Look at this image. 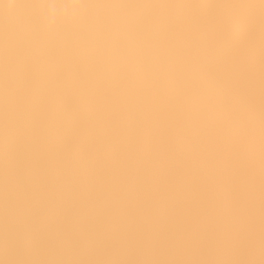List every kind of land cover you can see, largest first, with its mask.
I'll use <instances>...</instances> for the list:
<instances>
[{
    "label": "bare ground",
    "instance_id": "1",
    "mask_svg": "<svg viewBox=\"0 0 264 264\" xmlns=\"http://www.w3.org/2000/svg\"><path fill=\"white\" fill-rule=\"evenodd\" d=\"M138 1L134 0V2H136V4ZM142 1H145V0H141L139 2L142 3ZM152 1L153 0H151V2ZM173 1H175V0H173ZM200 1H202V0H200ZM206 1L207 0H204V2H206ZM210 1L211 0H209L206 3H210ZM231 1H234V0H231ZM231 1H229V2H231ZM235 1L237 2V0H235ZM238 1L240 2V0H238ZM72 2L81 4L84 7L80 10H77L76 13L74 15H71V16H67V15H64L61 13L55 20H53L50 17L48 10L46 8L42 7V5L46 4V3L64 4V3H72ZM131 2H133V1H131ZM166 2L168 3L170 1L167 0ZM195 2H198V0ZM211 2H213V0ZM222 2L223 1L220 0V3H219L220 6H221ZM242 2H243V0H242ZM108 3H110V7H111L115 4L120 5L121 1L120 0L119 1L118 0H0V18H1L0 21L4 20V18H6L5 19L6 21H2V24L4 23L7 26L8 30L11 27L10 31L15 32L16 30L13 27V26H15V27H18V28H16V29H18V31H16V32H20L19 30L23 29L22 31L27 32V34L29 33L28 31L30 30V34H31L33 32L32 30H36V31H34V34L37 35L36 32H38V34H39L38 37L40 36V34H42V35L45 34V32H48L47 34L52 33L55 35L56 34L57 35H59V34L65 35L63 37L64 39L61 36H59V37L62 38L63 41L64 40L69 41V42H71V44H73V46H72L71 44L68 43L69 44L68 49H70V47L72 48L70 50L73 51V54H71V53L70 54H71V56L75 55V59L77 57H80V56L82 57L84 55V54H81L83 52L82 49H84V48L81 49L82 46L87 47V48L91 47L92 48V49L90 48L91 52H89L90 50H88L87 51L88 55H86V54L85 55L89 56V53L92 54V55L90 54L89 58L92 57L91 58L92 64L94 62L95 63L94 66L96 68V69L93 68V70L97 73L96 74L94 72V75H97L96 78L95 77L94 78H86L87 77L86 75H88V73H90L86 70L87 68L84 70L82 69V73H83L82 74V73L78 72L79 70H76L77 67L75 65H72V67H69L71 65L65 63L69 68H71L70 70H72V68H73V70L72 71L66 70L67 72H64L63 75L60 74V75H62V76H60L59 73H61V72L58 70L57 66L55 68L52 65L53 64V62H52V64L50 63V65H48V68L52 69V67H51V65H52L54 67L53 68L54 70L57 69L59 73L57 72V70H56V72L55 71H53V72L55 74L57 73L56 75L59 76L58 78H55L56 77L55 74H54L55 75L54 78H45L44 75H43L44 78L43 77L42 78H40V77L39 78H34V77L30 78V75L32 74V72L29 71L28 69H30V68L32 69V67H33V69L36 68V70H39V71L42 70V73L46 72V74H47L48 69H46V71H43V70H45V69H42L43 67H40V68L38 67L37 59L35 58L36 56L34 54H32V55H34L35 57L31 56L28 58L20 59L24 56V54H23L22 57H20V58L16 57V59H13L12 57H14V56H11L12 55L11 51H13V49L16 47L18 48L19 45H17L16 47L13 48V46L16 45V44H13V38L15 39V37L12 38L10 36H12V34L15 36L16 34H14V33L11 34V32H9L7 30L10 33V36L7 37L8 35L4 34V32L9 34L6 31V28L4 29V27H6V26L1 25V22H0V25H1L0 27L1 28L3 27V29L0 28V30L3 32V33L0 32V34L2 35V37L0 35V38H1L0 42L2 41V39H4L3 41L5 42V45H4L5 47H2L1 50L3 48H5V50L7 48L10 49L11 48L10 44H13L12 50L8 51V49H7L8 59L6 58V54H5L7 52L2 50L3 53L5 52L4 55L2 53V56L3 57L5 56L4 57L5 59L3 58L4 61L0 60V65H1L0 67H3V69H5V71H1V73H0V89H1L0 98H1V100H3L4 98L6 100V101H4V102H6V104L4 103L5 105L1 101L2 105L4 107L2 105L0 106V193L3 192V195L1 194V196H0V219L3 222L10 223V226L5 223L9 227L14 228L15 226L18 225L17 227H15L16 231H17V228L19 230L22 229V231L27 230L25 232L26 234L29 231H33L34 229L35 230L37 229L38 225L37 224H36L37 226L34 225L36 222L38 224H43L42 225L43 228L41 225H39V226L41 227V229H44L45 231L46 230L47 231L46 232L41 231V232H44V233H41L40 232L41 229L38 226V228L40 229V230H38V229L36 230V232H38V235H37V233L34 235L35 237L37 236L35 239L36 243L39 244L42 242L44 244H48L47 247L51 246V245L55 246L56 250H58V251L56 253V252H54L56 250H54L52 253H56V257L59 258L60 262H62V260H64L63 257L67 256V258H68V256H69V254H68L69 252L65 253L66 254L65 255L64 251L65 252H66V250L70 251V253H72V255L69 256L70 258L72 257L71 261L68 258L67 263L63 262L64 264H68V261H69V264L70 263H72V264H208L209 262L212 264V261H214V262L217 261L218 253H216V252L219 251V249H220V251H219V254H220L224 250V248L222 250V247H223L222 245H224L223 244L225 242L224 240H226V238H227L226 235L228 234V233L227 234L225 233L226 229L224 230V228H223V224L225 222L222 221L223 210H221L222 207L219 203V200L221 201L224 199V201H225V199H227V200L229 199L232 201L231 202L232 204H230V205H232V207L235 208L237 211V214H236L237 219H235V220H237V223L235 222L236 224L233 227L231 226L233 228V229L232 228L231 229H232V232L234 234V238L231 239L233 242V243L231 242V245L233 244L232 245V247H233L232 251H234L235 255L237 254V255H241L242 258L244 257L243 259L250 257V260H251V258L253 259L254 255L257 256L256 253H258V255H260V257H261V261H259L258 264H264V176L259 175L262 172L258 173L257 170H255V171L254 170L253 171L247 170V172H244V171H246V170H244L243 174L242 173L238 174L239 170H235V171H238V173L233 172V170H232V172H229L228 174H226V181L228 184L227 188L225 187V190L219 189V188H214L213 187L214 184L211 186V184H209L206 181V179H204L205 177L203 176V174H200L199 171L197 172V167L195 165L194 166L196 168L193 166H192L193 168H191V166H189L188 161H190V160L188 159V157H185L186 155L183 156L182 155L183 153L182 154L180 153V152H185V154H187L186 151L187 152L191 151V150L188 151L189 148L187 150V146H185V148H186V151H185V149L183 148L184 146L182 145V140H180V142H181L180 143L176 139L177 135L179 134L178 129H175L176 131L174 130L177 133V135H175L176 133H174V131L171 130L173 123L178 124V122H181V121H171V122H169L170 120H168V122L163 121L164 116L166 118L167 115H172V114H168V112H166L167 114L165 112H163V113H165V115L162 114L161 110H159L160 108L159 107L157 108L155 105V103L157 104L160 101L157 102L155 100L154 101L152 100L154 102L155 106L151 107V105H152L151 104L149 109H152V112L157 111L158 113H160L159 115L163 116V118L158 117L159 115L156 112L157 113L156 115H158V116H154V117H158V120H157L154 117H151V115H152V113H151L149 115V117L154 118V119H151L152 122L151 121H149V122L154 125L153 129H151L152 125H150V126L148 125V123H147L148 121L146 122V124L149 126V128L152 131L155 130L156 132H152L151 130L147 131L146 128L144 130V129H141V127H139L141 130H139V128L137 126L140 123H137L138 121L136 122V119L141 121L140 117L138 116V118H139L138 119L136 116V114L138 113V109H136V107L139 105H136V107L134 104L132 105L135 108V110L137 111V113L134 114L133 112H136V111L132 107V111L133 110L134 111L130 112V109H131L130 106L131 105H129V104H131L130 101L131 100L133 101V99H131L130 101H128V99H127V98H138V97L141 98L142 96H140V95H142V94L140 93V88L144 89L145 85H148V87L146 86L145 89H149V87H150L149 85H153L151 87H154L155 85H154L153 81H156V82L160 81V83L166 82L168 85H172V86H174L175 84L176 85L177 84L182 85L183 87L180 86V88H179L182 92V95L184 96V98L186 97V98H188V100H192V101H195V99L198 101V98H196L194 96H196L195 94L198 93L197 97H199V93L202 94V92H198L199 90L197 91L196 88H193L194 90L191 91L192 88L189 89L188 86L183 85L184 82L193 81L194 83H199L202 86H205V87L207 86V88L211 87L214 89V91H216V94L215 95L212 94V96L213 95L217 96V94H218V97H220L219 95L223 94V95L227 96V98L231 102H233V104H238L240 101H242V99H240V98H242V96H240L239 93H237L238 95H236L235 91L234 92L230 91V90H232V88H231L232 85H231V87L227 86V84L224 86L226 79H225V82H224V80H218L217 79L218 76H215V75H217L219 72H217V74H214V77H215L214 78L213 74H210L211 71H210V73H208L209 72L208 70L206 71V69H208V68H206L205 66H204V68L203 67L201 68V66H203V63H206V61L203 62V60H200V59H202V57L201 58L196 57V56H198V55H195L197 53V51H196V53H194L193 50L191 51V53L188 52L187 50L189 48H186L188 45L185 47L187 50L184 47L180 48V50H181L180 53L182 52L181 55L176 54L175 52H172V51H171L172 53L169 52V50H171L170 48H167L168 50L166 49L167 52H169V53H166V50H165V52H158L159 50L156 51V49H160L161 51H164L163 49H165L166 47L162 48L164 44L163 45L161 44L162 47L160 48L159 42H155L157 40L155 36L154 37L156 40H154L152 38H150V39H152V40H150L148 38L147 34L152 35L153 32L150 29H148L145 25L143 26L139 22H135L134 20L130 21L131 19L130 20L125 19V21H124L125 24L122 23L123 22V21L121 22L122 19L119 20V18L117 17V15H118L117 13H118V11H120L119 9L121 8L120 7L118 9L117 7H119V6L115 5V7H112L113 9L114 8L118 9V11H116L117 13L115 12L117 15L115 13H114L115 15L112 14L113 12H111V10H110V13H109V11H107L108 13H106L105 10L107 7L106 5ZM125 3L126 2H123V5ZM141 3H138V4H140V8L142 6H148L146 3L149 4L150 2L149 1L146 2L145 3L146 5H144V4L142 5ZM234 3H232L233 4L232 7L233 6L236 7ZM126 4H128V3H126ZM136 4H134V5H136ZM156 4H157V2H156ZM176 4H179V3H176ZM157 5H154V6H157ZM159 5H161V4H159ZM222 5H224V4H222ZM250 5H253V4H250ZM126 6L123 7L122 9L125 8L127 10V12H125V10H124V12L126 14L130 13L129 15H131L132 12H128L129 10H131V8L127 9ZM130 6H132V4ZM201 6H202V4H201ZM209 6H211V5H209ZM213 6H216L214 2H213ZM226 6H228V5H226ZM242 6H243V4H242ZM152 7H153V5H152ZM168 7H170V5ZM189 7H190V5H189ZM142 8H146V7H142ZM160 8H162V7H160ZM163 8H164V6H163ZM163 8L161 11H163ZM185 8H187V7H185ZM196 8H199V7H194V10ZM201 9L203 11V8H201ZM216 9L217 8H215V14H217V12L220 9H222V7L218 11H216ZM238 9H240V8L238 7ZM164 10H166V8ZM169 10H172V9H169ZM183 10L184 9H182V11ZM191 10H189L190 13H191ZM211 10L213 11L212 13H214V10L213 9H211ZM211 10L209 13H211ZM132 11L134 13V10H132ZM147 11H148V9H147ZM157 11H158V9H157ZM182 11H181V13H182ZM185 11H186V9H185ZM208 11H209V9H208ZM254 11L252 9H250V11H241L240 10L238 12L236 11L237 15H235L236 13L235 14L233 13L234 15L233 14L230 15L231 13L230 14L225 13V15H229L228 16L230 18L229 23H231V24L234 23L233 22L234 18L235 19L236 18H240V19L246 18L247 20L249 18H251V20H254V21H252L253 22L252 24L245 26L242 29V31H243V34H246V35H250L247 33H254L255 36L253 38H250V40L252 39L251 42H252V44H254V46L256 45V47L257 46L259 47V45L261 43L264 44V31H262V30H264V29H262V28H264V27H262L264 25H262V21H261L262 16L258 13V11H257V13ZM140 12L142 15L143 11L141 10ZM140 12L138 11L137 13L140 14ZM155 12H153V13H155ZM166 12H169V11H165L164 13H166ZM177 12H178V10H177ZM158 13H160V11H158ZM164 13H162L161 16L158 15L160 17V19H161V17H162V19H163V17H165V16H163V15H165ZM181 13H180V15H181ZM193 14H194V12H193ZM205 14H207V13H205ZM154 15H153V17H154ZM156 15H155V17H157V19H158V16H156ZM170 15H172V14L170 13ZM183 15H185V14H183ZM186 15H188V14H186ZM118 16H120V15H118ZM135 16H136V14H135ZM209 16L212 17V14ZM224 16H218L219 17L218 19L221 20L222 18H220V17H224ZM187 17L185 19H188ZM202 17H200V18H202ZM205 17L208 18L207 16H205ZM120 18H122V17L120 16ZM147 18H146V20H147ZM179 18H180V16H179ZM181 18H184V17H181ZM139 19H140V17H139ZM143 19H144V17H143ZM174 20H175V18H174ZM208 20H209V18H208ZM212 20L215 21V18ZM231 20H233V21L231 22ZM144 21H145V19H144ZM164 21H165V19H164ZM171 21H173V20H171ZM182 21H183V19H182ZM186 21L189 23L188 20H186ZM186 21H184V22H186ZM213 21H210V22L213 23ZM148 22H150V21H148ZM217 22H221V21L217 20ZM126 23L130 24L131 26L130 25L129 26L132 27V29L130 27H128ZM163 23H165V22H163ZM174 23H175V26L177 27V25H180L179 23H181V22L176 24L177 21L176 22L174 21ZM188 23H187V25H188ZM204 23H206V22H204ZM209 23H208V25H210ZM144 24H147V23H144ZM153 24H156V22L155 23L153 22ZM219 24L217 23V26ZM234 24H233V26L232 25L231 26L234 27V30L236 33L235 35H238V36H234L232 33V36H231V40H233L232 42L234 43V42H237L238 40H239L238 42L244 41L245 40L244 38L246 37V35L244 37L243 34H242L243 36H241L239 34L241 24L236 23L235 26H234ZM205 25H207V24H204V26ZM135 26L137 27V29L135 31H138V27H139L138 32H134L133 27L135 28ZM215 26L216 25H214V27ZM149 27H151V26H149ZM161 27L163 28V26H161ZM166 27H168V26H166ZM224 27L222 29H225ZM179 28L183 29L182 27H179ZM12 29H14V30H12ZM167 29H169V27ZM167 29L165 28V30H167ZM170 29L174 30L172 27H170ZM176 29L177 28H175V30ZM205 29H208V28L205 27ZM259 29H261L262 33L260 32ZM169 30H168V32H169ZM186 30L188 32V28ZM214 30H212V31H214ZM217 30L218 29H216L215 32H217ZM221 30H218V31H221ZM230 30H233V28L227 29L228 33L231 32ZM39 31L43 32V33H39ZM224 31H223V34H224ZM165 32H167V31H165ZM174 32H176V31H174ZM187 32H186V34H187ZM3 35H5V36H3ZM153 35H155V34H153ZM180 35H182V34H180ZM193 35H190V36H193ZM227 35L228 34H226V36ZM252 35L253 34H251V37H252ZM157 36H159V35H157ZM31 37H34V36H31ZM36 37H34V38H36ZM65 37H67V39H65ZM119 37H121V39H119ZM122 37L125 38V41H124V39H122ZM172 37H174V36H171V38L169 36L170 39H172ZM203 37L204 36H202L201 37L202 40L200 39V41L198 40V42H202L205 39V38L203 39ZM5 38H7V39L11 38L12 43L9 41L7 42V40ZM16 38L18 41L19 38L21 39V36L19 35V38H18V35H17ZM193 38H194V36H193ZM206 38H207V35H206ZM228 38H230V37H228ZM241 38H243L244 40L243 39L240 40ZM22 39H23V37H22ZM29 39H31V38H28V40ZM33 39H31V41ZM52 39H55V38H52ZM162 39H161V41H162ZM174 39L176 40V38H174ZM179 39H181V37ZM184 39H187V38L184 37ZM188 39L190 40L191 37H189ZM207 39H209V38H207ZM215 39H218V38H215ZM219 39H221V37ZM223 39H224V37H223ZM57 40H59V39L57 38ZM165 40H166V37H165ZM14 41H16V40H14ZM34 41H35V39H34ZM228 41L229 40L227 39V42ZM6 42L9 43L8 44L9 46H6V44H7ZM18 42H20V40ZM41 42H39V43H41V45H44V46L47 43L46 42L44 44L43 40ZM53 42L56 43V41H54V40H53ZM193 42H195V41H193ZM198 42H195L196 46L198 45L197 44ZM26 43H28V42H26ZM36 43L38 44V42H35V44ZM61 43H63V42L58 43V45L65 46L64 43L63 44H61ZM118 43H120V44L122 43L125 45L121 46L120 44L118 45ZM173 43H176V42L173 41ZM184 43H187V42H184ZM3 44L4 43L1 42L0 47ZM21 44L23 45L24 43H21ZM28 44H31V43H28ZM95 44H97V45H95ZM178 44L180 45V43H178ZM262 44L259 47L260 49H262V51L260 49H250L248 47L250 50L249 54H252V56H254L255 59H258L261 56V54L264 53V47H262ZM92 45H93V47H94V45L96 47L93 48ZM191 45H189V46H191ZM25 46H28V45H25ZM54 46L57 48L56 44H53V47ZM203 46H204V44H203ZM210 46H211V44H210ZM20 47L22 48V46H19V48ZM48 47H50V49L52 48L49 45V43H48ZM59 47H61V50H62V48H64V51L62 50V52L64 54H67V52L65 53V49H67V47L65 48L62 46H58V48ZM173 47L178 49V47H180V46H178V47L173 46ZM205 47H206V45H205ZM208 47H207V49H208ZM212 47H213V45H212ZM219 47H221V46H219ZM226 47H225V49H226ZM24 48H25V50L27 49L26 47H24ZM43 48L39 49V51L41 50L40 51L41 53H42ZM46 48H47V45L45 47V51L47 50ZM58 48L55 52L58 51ZM234 48H236V47L234 46ZM50 49H49V51H50ZM93 49L95 51H97V52H95V54L92 53ZM201 49H202V47H201ZM221 49H223V48H221ZM29 50H30V48H29ZM35 50L36 49H34L33 51H35ZM19 51H17V49H16L13 53L19 54ZM45 51H43L44 52L43 54H45V53L50 54L49 52H45ZM155 51L157 52L156 55H158V53H160V54L166 53V54L170 55V53H171V55H170L171 57L168 55L167 59L170 60V58H171L172 59L171 61H173V59H174V61H176V64H178L180 67H182V70H181V68L178 66L180 68V70L182 71L181 74L183 75L182 76L183 78H180V77L176 78L177 73L173 72V71L171 73H173V74L176 73V74H174L175 78L174 77L172 78V76L169 77V76H167L168 74L165 75V73L162 74L165 70L169 69V67L164 65V64H166V63H164L165 61L163 63H161L159 60H157L158 58H155L154 56H152L151 53H153V55H154ZM177 51H179V50H177ZM84 52H86V51H84ZM214 52H216V51H214ZM24 53L26 54L27 52H24ZM52 53H54V52H52ZM173 53H175V54H173ZM16 54H14V55L16 56ZM20 54L22 55L21 51H20ZM55 54H58V53H55ZM70 54H69V56H70ZM172 54L175 57H172ZM183 54H186L187 56L183 55ZM188 54H190L189 57H188ZM192 54H194L195 56ZM208 54L210 55V53H208ZM26 55L30 56L31 54L30 55L26 54ZM62 55L63 54H60L61 57L60 56H57V57L62 58ZM177 55H179V56H177ZM9 56H11V57H9ZM64 56H67V55H64ZM191 56L196 58V63L191 61V59H193V58H190ZM217 56H218V54H217ZM57 57H56V59H57ZM176 57H178V58H176ZM223 57H224V54H223ZM163 58H165V57L163 56ZM198 58L202 64L197 61ZM210 58H212V57H210ZM245 58H247V57H245ZM62 59H60V60H62ZM73 59H74V57H73ZM86 59H87V57H86ZM162 59H161V61H163ZM249 59H250V57H249ZM262 59H264V58H262ZM49 60H51V59H49ZM68 60H70V59H68ZM70 61H68V62H70ZM75 61L76 60H73V62H75ZM82 61H84V60H82ZM251 61H253V60H251ZM46 62H48V61H46ZM54 62L56 63V61H54ZM57 62H59V61L57 60ZM231 62H232V60H231ZM59 63H56V64L61 65ZM75 63L77 64L79 62H75ZM84 63H87V62L85 61ZM244 64H247V63H244ZM62 65H64V63H62ZM170 65L175 66V65H173L172 62ZM252 65H253V62H252ZM258 65H260V64L258 63ZM74 66H75V70H74ZM90 66H87V67L90 68ZM94 66H91V68ZM172 66H170V69L174 70L172 68ZM26 68H28L27 70L31 74L23 76V74H26V73H24L25 71L24 72H20V71H23V69H26ZM79 68L80 67H78V69ZM163 68L165 70H163V72L160 74V72L162 71L161 69H163ZM51 69L49 70L50 73L53 70V69L52 70ZM142 69H145V70L148 69V70H151L153 72L155 71L156 73H158V75L160 74V76L161 75H163V77L165 76V78H142V76H140V74L144 73V72H141ZM0 70H2V68H0ZM17 70H20V71H17ZM36 70H34V71H36ZM85 70L88 73L83 72ZM167 71H169V70H167ZM167 71H165V72H167ZM170 71L167 73H170ZM240 71H241V69H240ZM248 71H250V70H248ZM248 71H247V74H248ZM153 72H151V73L153 74ZM21 73H23V74H21ZM29 73H27V74H29ZM42 73L40 72L39 76ZM106 73L107 74L111 73V75H114L117 78H113L114 76H111V75L109 77H107L108 75ZM146 73L147 72L144 73L145 77H147V75H148V74L146 75ZM148 73L150 74V71ZM179 73H180V71H178V74ZM213 73H216V72L214 71ZM51 74H49V75H51ZM173 74H170V75H173ZM245 74H246V72H245ZM36 75H38V74H36ZM152 76H154V75H152ZM259 76H260V74H259ZM262 79H264V78H262ZM216 80H218L219 83H220V81H223V82L219 84L218 82H216ZM169 83H171V84H169ZM173 83H175V84H173ZM106 84H109V87L106 86ZM235 84H233V85H235ZM176 85L174 86L175 88H173L174 93H175ZM192 85H194V84H192ZM198 85L195 87L198 88L199 87ZM102 86H104V87H102ZM172 86H171L170 90H172ZM226 86L231 88V89L226 88ZM155 87H157V86H155ZM155 87L150 88L151 92H150V90L144 89L147 93L150 92L149 95L150 94L151 95L149 98H151V96H152L153 97L152 99H154L156 96H160L159 95L160 93L159 94L155 93V92H157L156 90L160 91V89H158V88L156 89ZM164 87L166 88V85L161 87V89L162 88L164 89ZM169 87L170 86H167V89ZM192 87H194V86H192ZM177 88H178V86H177ZM211 88H208V89H211ZM233 88H235V87H233ZM153 89H156L155 92L154 91L153 92L157 95H155L152 92ZM199 89H201V88H199ZM205 89L206 88H204V90ZM176 90H178V89H176ZM164 91L165 90L160 91L163 99L165 98L163 101H165V100L167 101L166 97H168V96H170L168 99L173 97V96H171V94H173V91H170L171 93L169 92L170 94H168V96H166L167 95L166 93L168 91L166 93ZM211 91L213 92V90H211ZM262 91H264V90H262ZM208 92H210V91L208 90ZM238 92H240V90ZM143 93H145V92L143 91ZM147 93H146V95L143 94L144 96H146V98H147V96H149V95H147ZM177 93H178V95H177ZM192 93L194 95H192ZM152 94H154L155 97ZM179 94H181V93L177 91L175 93L176 97L175 96L174 97L175 98H178L179 96L182 97ZM207 94H209V93H207ZM233 94L236 96H233ZM202 95H204V94H202ZM209 95L211 96V92ZM209 95H208V97H210ZM223 95H222V97H223ZM122 96H124L123 99H126L130 103L124 102L125 100L123 101L121 99ZM237 96H240V98H238V99H240V101L237 100ZM125 97H127V98H125ZM162 97L161 98L156 97V99L159 98V100H160V99H162ZM192 97H194V100L190 99ZM144 98L145 97H143V99ZM202 98L205 99L206 97L201 96V99ZM212 98H215V97H212ZM251 98H254V97L252 96ZM171 99H173V98H171ZM204 99H202V100H204ZM136 100L139 102L141 100L140 103H143V105L146 101L145 100L144 102H142L143 101L142 99H140V100L135 99V101ZM149 100H151V99H149ZM174 100H178V99H174ZM213 100L214 99H212V101H210V100L208 101V102H210V104L208 102H207L208 104L206 102L205 103L203 102V103H204V105H208V107H211L210 106L211 102L214 106H218L219 104L221 105L222 103H224L223 98L221 100L222 103L219 102L220 100L216 101L217 103H219L218 105L215 102V100L214 101ZM248 100H249V98H248ZM121 101H123L122 105L124 104L125 107L127 106V103H128L129 106H127V107L129 108V113L130 114L133 113V114H131L132 116L135 115L136 118H135L134 123L132 122L133 119L131 117H129V118L132 119L130 121V123L131 122H132V124L136 123V127H137L136 129L129 126L130 124H127V125L124 124V121L127 119V116L129 115V113L127 111L128 108H126L127 110L126 109L125 110L128 113V115H126V111H124L123 107L120 104ZM197 101H195V102L197 103ZM168 102L173 103L172 101L171 102L168 101ZM168 102H166V104H168ZM183 102L184 101H182V103ZM213 102H215L216 105ZM132 103H135V102L133 101ZM199 103H201V102L198 101V103H197L198 105L203 104V103H201V104H199ZM242 103H243L242 106L239 104L238 105H232V106H238L240 109L239 111H241L243 114H247L250 117L253 116V114L250 113V111H248L244 108V106H243L244 102L243 101H242ZM116 104L118 105L119 108H116L117 107ZM136 104H138V103H136ZM159 104L161 106V103H159ZM159 104H158V106H159ZM147 105H149V104L145 103L146 107H147ZM198 105H197V107H198ZM120 106L122 107V109L120 108ZM173 106H172L173 110H175L174 108H176V110H178L176 107V106H178V103L176 106L175 105H173ZM139 107H141V105ZM182 107H180V108L183 109L184 111H186L185 108H182ZM112 108H115L114 109L115 112L118 111V109H119V111H121V110L124 111L126 116H123L124 114H121L124 112H116V113H120L118 115H122V118L124 119L126 117V119L122 120L121 118L120 119L118 118L119 119L118 120L117 116L116 117L114 116V118H115L114 119L112 116V113L114 112V110ZM154 108H156L155 111H153ZM186 108H188V107H186ZM217 108H219V107H217ZM217 108L212 107V109H214L215 112H216ZM23 109H25V111L29 110L30 113L29 112H26L24 114H23V112L20 113L21 110H23ZM139 109H140V111H142V109H145V108L143 107V108H139ZM163 109H166V108H163ZM167 109H169V108H167ZM19 110H20V112H19ZM214 110H213V112H214ZM226 110L228 111L227 108H226ZM140 111H139L140 115L141 114L143 115V113ZM166 111H168V110H166ZM171 111H172V109H171ZM184 111H183V114H184ZM187 111H189V110H187ZM262 111H264V110H262ZM147 112H148V114L150 113L149 111H147ZM196 112H198V110H196ZM207 112H209V110ZM172 113L174 114L175 111H173ZM188 113L189 112H187V114ZM187 114H185V115H187ZM192 114H194V113H192ZM211 114H212V111H211ZM114 115H115V113H114ZM144 115H145V113H144ZM153 115H154V113H153ZM185 115H183V119L185 118L184 117ZM188 115L190 117V114H188ZM214 115H215V113H214ZM262 115H264V114H262ZM224 116H225V114L223 115V118L226 120H224V119L223 120L226 122L228 120V118H225ZM142 117H144V116H142ZM168 117L172 118L173 116H168ZM189 117L187 119H190ZM129 118L127 120H130ZM146 118H147V116H146ZM146 118H145V120H146ZM159 118H162V119L159 120ZM191 118H192V116H191ZM198 119H199V117H198ZM198 119H197V121H198ZM212 119H214V118H212ZM232 119L235 122H237V120H238V119L236 120V118L235 119L232 118ZM240 119H241V117H240ZM120 120L123 122H121ZM231 120L226 122V124L229 125V122H230V123H234V126H237V123L232 122L233 120L232 121ZM142 121H143V123L145 122L144 120H142ZM188 121L184 120V123L183 122L182 123L184 125H186V123H188ZM190 121H191V119H190ZM191 122H194V121H191ZM202 122H204V120ZM127 123H129V121ZM211 123H213V122H211ZM262 123H264V122H262ZM144 124L143 125L140 124V125L144 126ZM195 124H197V123H195ZM208 124L210 125V122ZM188 125H186V126H188ZM190 125H192V124H190ZM190 125H189V127H191L190 128L191 130H193L197 133H200V129L198 131L196 126H193L194 128L197 129V131H196ZM202 125L200 124L199 125L200 127L199 126L198 127L201 128ZM228 125H225V126L229 127ZM244 125L240 124L239 126L242 128H239V127H237V128L243 129V130H241V132H242V131H244V128H243ZM247 125H248V123H247ZM133 126L135 127V125H133ZM234 126H233V128H231V131L236 133V132H238L239 129H237V128L234 129ZM206 128L207 127H205V129ZM247 128H249V127H247ZM247 128H245V130ZM205 129L202 126V130H205ZM255 130H256V128H255ZM172 131H173L174 135L176 136L175 137L176 141L172 140V139H174V137H173L174 135L171 133ZM206 131H207V129H206ZM214 132H215V130H214ZM197 133H195V134H197ZM208 133H209V131H208ZM239 133L240 132H238L236 134H238L240 136L241 133L240 134ZM253 133L255 134V132H253ZM180 134H182V133H180ZM201 134H202V131H201ZM246 135H248V134H246ZM246 135L242 136L243 139H245L244 137ZM200 136L203 137V135H200ZM204 136H206V135L204 134ZM252 136H255V135H252ZM178 137L181 138L180 135H178ZM188 137H190V136H188ZM188 137H187V139H188ZM240 137H238V138H240ZM249 137H251V135ZM203 138H206V137H203ZM259 139H261V138H259ZM188 141L189 140H187L186 142H188ZM242 141L245 142L244 140H242ZM260 141H262V140H260ZM179 143L183 147H181ZM213 143H215L214 140H213ZM204 144H206V143H204ZM240 144L242 145L244 143H240ZM186 145H188V144H186ZM194 145H195V143L193 144V146ZM239 145H237V147L235 148L236 150H232L231 153L233 151H237V150L239 151L240 149L242 150V148L244 146H242V148H241V145L240 146ZM262 145H264V144H262ZM193 146H192V148H193ZM196 146L198 149L199 146L198 145H196ZM225 146L227 147V145H225ZM262 147H264V146H262ZM206 148H208V147H206ZM198 150L196 153H198ZM202 150H204V149H202ZM254 151H253V153H254ZM260 151H261V149H260ZM210 152H209V154H210ZM262 152H264V151H262ZM190 154H191V156L193 155V153H190ZM232 154H234V153H232ZM232 154H230V156H232ZM200 155L202 156L203 154H200ZM237 155H239V154H237ZM237 155H236V157H238ZM254 155L257 156V154H254ZM258 155H259V153H258ZM260 155H261V153H260ZM208 156H210V155H208ZM261 156H264V155H261ZM195 157L197 158V156L194 155L192 159H194ZM249 157L251 160L252 154L248 155L247 159H249ZM258 157L260 158V156H258ZM221 159L223 160V158H221ZM244 159H246V158H244ZM196 160L198 161L200 159H196ZM216 160H217V158H216ZM222 160H221V162L223 163V165L227 163V161H226L227 159L224 161H222ZM228 161L230 163V160H228ZM243 163H245V160ZM197 164H198V162H197ZM200 164H203V163H200ZM204 164H206V162ZM236 164H239V162L234 160V163L232 162V165H236ZM241 164L242 163H240V165ZM251 164H252V162H251ZM240 165H239V167H240ZM245 165H246V163H245ZM228 166H231V164ZM199 167L201 169V166H199ZM206 167H208V169H211V167L209 168V166H205V169H206ZM237 167H238V165H237ZM241 167L243 168V166H241ZM224 169L226 170L225 167H224ZM262 169H264V167H262ZM211 170H213V169H211ZM216 176H217V174H216ZM209 178H211V177H209ZM220 188H223V187H220ZM7 193H11L12 195L11 194L7 195ZM25 193H27V194H25ZM4 195H7L8 197H6V196L3 197ZM23 195H27V196H23ZM224 201H223V203H224ZM225 203H226V201H225ZM222 206H225V208L227 207L225 204ZM38 219L41 220L40 221L41 223L39 222ZM225 219H227V218H225ZM1 220H0V222H1ZM32 220H35V223H33ZM30 222H32L33 224H30ZM11 224H13L15 226L13 227V226H11ZM227 224H226V226H227ZM33 225L36 227L34 228ZM232 225H233V223H232ZM19 226H20V228H19ZM44 227H46V228H44ZM226 232H227V230H226ZM34 233H32L31 237L29 236L30 239H26V240L27 241L30 240L29 242L32 243L31 239H34V238H32V237H34L33 236ZM24 235H22V237ZM25 237H26V235H25ZM35 240H33V243H35ZM229 240H230V237L228 238V242H230ZM222 241H223V243H222ZM42 243L38 247L35 244V246H36V248H38V250H39L40 246L42 247V248L40 247L41 250L43 249L44 245L42 246ZM47 247H44V248H47ZM62 248H64V249H62ZM65 248H66V250H65ZM30 250H32V249H29V251ZM19 251H21V250H19ZM29 251H27V252H29ZM33 251H35L34 248H33ZM2 252H3V250L0 253L2 254ZM9 252H11L13 254V252L15 253L16 250L13 252L12 251H9ZM40 252L41 251L39 250L38 253L40 254ZM61 252L63 254H61ZM44 253L46 254V252L42 251L40 255H42ZM214 253H216L217 256L214 255ZM8 254H6V255H8ZM31 254L32 253L30 251V255ZM39 254H38L37 258L36 257H34V258H36L38 260H39V258H41L43 256H45L44 258H46L47 254L43 255V256H40ZM58 254H61V255H58ZM24 255H25V252H24ZM30 255H28V256H30ZM36 255L37 254H34V256H36ZM230 255H232V254H230ZM49 256H47V257H49ZM52 256L54 259L55 255L53 254ZM223 256H224V254H223ZM23 257L24 256H22L21 259H23ZM214 257L216 258L215 260H214ZM230 257H232V256H230ZM29 258H31V257H29ZM34 258L32 259V261H35ZM44 258H42V259H44ZM73 258H75V259H73ZM236 258H238V257H236ZM240 258L241 257H239V259ZM26 259H28V258H26ZM219 259L220 258H218V260ZM24 260L22 262H24ZM73 260H74V262H73ZM247 260L249 261V259H247ZM47 261L51 262V260H47ZM59 261H57V262H59ZM235 261L237 262L238 260H235ZM248 261H246V262H248ZM41 262H42V260H41ZM44 262H45V260L43 261V263ZM54 262H56V261L54 260ZM236 262H235V264H236ZM240 262H241V260H240ZM28 263H30V262H28ZM249 263H252V262H249ZM31 264H34V262H32ZM52 264H54V263H52ZM55 264H57V263H55Z\"/></svg>",
    "mask_w": 264,
    "mask_h": 264
},
{
    "label": "rangeland",
    "instance_id": "2",
    "mask_svg": "<svg viewBox=\"0 0 264 264\" xmlns=\"http://www.w3.org/2000/svg\"><path fill=\"white\" fill-rule=\"evenodd\" d=\"M119 1V0H118ZM121 1V4L120 5H116L115 3V5L116 6H119V7H117L120 11H118V9H113L112 7H115V5H113V6H111L110 7V3H108L106 6V13H108L107 11H109V13H110V10H111V12H113L112 14H114L116 11H118V15H120L122 18H120V16H118L116 13V15H117V17L119 18V20H121V22L122 23H124L125 24V19H128V20H130V21H135V22H139L140 24H142L143 26L145 25L148 29H150L152 32H153V34H155V35H148L147 34V36H148V38L150 39V38H152V39H154V40H156L155 42H159V46H160V48L162 47L161 46V44L163 45V47L162 48H164V47H166L165 49H163L164 51H161L160 49H156V51H158V52H165V50L167 49V48H170L171 50H169V52H175L176 54H179V55H181V53H180V48H185L187 45V47L186 48H189L187 51L188 52H190L191 53V51L193 50V52L194 53H196V51H197V53L195 54V55H198V56H196V57H199V58H201L202 57V59H200V60H203V62H205L206 61V63H203V66H201V68L203 67L204 68V66L206 67V68H208V69H206V71L208 70L209 72L208 73H210V71H211V73L210 74H213V77H214V74H217V72H219L217 75H215V76H218L217 77V79L218 80H224V82H225V79H226V82H225V84H224V86L227 84V86H230L231 87V85H232V90H230L231 92H234L235 91V93H236V95H238L237 93H239V95L240 96H242V98H240V96H237V100H239L240 101V99H242V101L244 102V108L246 109V110H248V111H250V113H252L253 114V116H249V115H247V114H243L241 111H239L240 109H239V107L238 106H232V105H241L242 106V101H240L238 104H233V102H231L228 98H227V96H225V95H223V94H221V95H219L220 97H218V94H217V96H214L215 94H216V91H214V89L213 88H211V87H208V88H211V89H208L207 88V86L205 87V86H202L201 84H199V83H194L193 81H187V82H184L183 83V85H185V86H188V88L189 89H191V91H193L194 89L193 88H196V90L198 91V92H202V94H204V95H202V94H200L199 93V97H197V94H195L196 96H194V97H196V98H198V101H200L201 103H207L209 100L210 101H212V99H214L215 100V102L216 101H219V102H221L222 103V98H223V101H224V103H222L221 105L219 104V103H217V105L218 106H214L213 104H212V102H211V107H208V105H204V103L203 104H201V103H199V104H201V105H198L197 103H198V101L195 99V101H197V103L195 102V101H192V100H188V98H184V96L182 95V92H181V90L179 89L180 88V86L181 87H183L182 85H179V84H175V83H173V84H175L176 85V89H178V90H176L175 89V93L178 91V92H180L181 94H179V95H181L182 97H178V98H175L176 97V95H175V93H174V89L173 88H175L174 86H172V85H168L166 82H162V83H160V81H153V83H154V85L155 86H157V87H155L156 89L158 88V89H160V91H162V90H165L164 92L166 93L167 91V95L166 96H168V94H170L171 92L170 91H173V94H171V96H173V97H171V98H173V99H168L170 96H168V97H166V99H167V101L166 102H168V101H172L173 103H169L168 102V104H166V102L165 101H163L164 99H163V97H162V94H161V92L160 91H158V90H156V89H153L152 90V92L154 91L155 92V90L157 91V92H155V93H157V94H159L160 96H156V97H162V99H160L159 100V98H157L156 99V97H155V95H157V94H155L154 92V94H152V95H154V99H152L153 97L151 96V98H149L150 97V95H149V93L151 92V89L150 88H154V87H151V86H153V85H149L150 87H149V89H145L146 88V86L148 87V85H145V90H150V92L149 93H147L143 88H140V93L142 94V95H140V96H142L141 98L140 97H138V98H127V97H125V98H127L128 99V101H130L131 99H133V101L135 102V103H132L133 101L131 100L130 102H131V104H129V105H131L130 106V112H133L134 110H135V108L132 106L133 104L135 105V107H136V105H141V107H139V106H137L136 107V109H138V113H139V111H140V109L139 108H145V109H142V111H140V112H142L143 113V115L142 116H144V117H142L141 115H140V113L138 114L137 113V111L136 112H133L134 114L135 113H137L136 114V116H137V118H138V116L140 117V119H141V121L140 120H137L136 119V122L137 123H140V124H144V126H141L140 124H138V128L139 127H141V129H144L145 130V128L147 129V131H150L151 129H153V124H151L149 121H151L152 122V120L151 119H157L158 120V117H162L163 118V116H161V115H159L160 113H158L157 111V113H158V115H156L157 113L156 112H152V109H149L150 108V105H151V107H154L155 105H156V107L158 108H160L159 110H161V112H162V114H164L165 115V113L166 112H168V114H172V115H167L166 116V118H165V116H164V119H163V121H167L168 122V120H170L169 122H171V121H181V122H178V124L176 123V124H174L173 123V126L171 127V130H175V129H178V132H179V134L178 135H180V137L181 138H179L178 137V135H177V133L174 131V133H176L175 135H177V140H178V142H180V140H182V145L184 146H182L180 143V146L181 147H183L184 149H185V151H186V148H185V146H187V150H188V148H189V150L188 151H190V152H187L186 151V153L187 154H185V152H180L183 156H185V157H188V159L190 160V161H188V164H189V166H191V168H193V167H197V172L199 171V173L200 174H203V176L205 177H203L204 179H206V181L209 183V184H211V186L213 185V187L214 188H219V189H224L225 190V187L227 188V186H228V184H227V181H226V174H228L229 172H232V170H233V172H237L238 173V171H235V170H239V173L238 174H240V173H244V172H247V170H250V171H255V170H257V172L259 173H261V174H259L260 176H264V169H262V167H264V156H261V155H264V152H262V151H264V147H262V146H264V145H262V144H264V123H262V122H264V115H262V114H264V111H262V110H264V91H262V90H264V79H262V78H264V59H262V58H264V53H262L261 54V56L258 58V59H255V57L254 56H252V54H249L250 53V50H249V48L250 49H260L259 47H260V45L262 44H260L259 45V47L257 48L256 47V45L254 46V44H252V39L250 40V38H253L254 36H255V34L254 33H247V34H250V35H246V34H243V31H242V29L245 27V26H247V25H249V24H252L253 22L252 21H254V20H251V18H249L248 20L246 19V18H244V19H240V18H234V21L233 20H231V22L233 21L235 24L236 23H240L241 25H240V30H239V34L241 35V36H243L244 35V37H245V35H246V37L243 39V38H241L240 40H244V41H241V42H232L233 40H231V36H232V33H233V35L234 36H238V35H235L236 33H235V30H234V27H232L233 26V24L234 23H229V15H225V13L226 14H230V15H232L233 13L235 14V15H237V12L238 11H250V9H252L254 12H256L257 13V11H258V13L262 16V25H264V0H243V2H242V0H240V2L237 0V2L234 0V1H231V0H222L223 2L221 3V6L219 5V3H220V0H213V2L215 3V5L217 6H213V2H211L210 1V3H206V2H208L209 0H207L206 2H204V0H202V1H200V0H198V2H195V1H197V0H175V1H171V0H168V1H170V2H166L167 0H153L152 2H151V0H145L146 2H150L149 4L148 3H146L145 1H142V3L141 2H139V1H141V0H135V1H138L137 2V4H136V2H134V0H120ZM126 2V3H128V4H124L123 5V2ZM131 1H133V2H131ZM164 1V2H163ZM229 1H231V2H229ZM254 1V2H253ZM132 4V6H130L131 4ZM156 2H157V4H156ZM159 2V3H158ZM218 2V3H217ZM235 2V3H234ZM138 3H141L142 5L144 4V5H148V6H142V7H146V8H140V4H138ZM146 3V4H145ZM155 3V4H154ZM163 3V4H162ZM176 3H179V4H176ZM195 3V4H194ZM228 3V4H227ZM232 3H234L235 4V6L236 7H232ZM260 3V4H259ZM134 4H136V5H134ZM159 4H161V5H159ZM200 6H199V5ZM201 4H202V6H201ZM205 4V5H204ZM222 4H224V5H222ZM228 5V6H226V5ZM230 4V5H229ZM239 6H238V5ZM242 4H243V6H242ZM250 4H253V5H250ZM127 5V6H126ZM129 5V6H128ZM152 5H153V7H152ZM154 5H157V6H154ZM164 6V8H163V6ZM170 5V7H168ZM173 7H172V6ZM181 5V6H180ZM183 5V6H182ZM189 5H190V7H189ZM199 7V8H196L195 10H194V7ZM197 5V6H196ZM204 5V6H203ZM209 5H211V6H209ZM126 6V8L128 9H130L131 8V10H129L128 12H132L131 13V15H129L130 13H125V12H127V10L124 8V9H122L123 7H125ZM162 7L163 8V11L165 12V11H169V12H166V13H164L163 11H161L162 10V8H160V7ZM220 6V7H219ZM240 8V9H238V7ZM148 7V8H147ZM150 7V8H149ZM159 7V8H158ZM179 7V8H178ZM185 7H187L189 10H191V13H190V11L187 9V8H185ZM192 7V8H191ZM203 8V11H202V9L201 8ZM219 7V8H218ZM222 7V9H220ZM256 7V8H255ZM113 10H112V9ZM140 12L141 10L143 11V13H142V15H141V12H140V14L139 13H137L138 11L136 10V9ZM152 8V9H151ZM166 8V10H164ZM206 8V9H205ZM215 8H217L216 9V11H218L219 9V11L217 12V14H215ZM231 8V9H230ZM236 8V9H235ZM250 8V9H249ZM255 8V9H254ZM262 8V9H261ZM108 9V10H107ZM146 9V10H145ZM147 9H148V11H147ZM157 9H158V11H160V13H158V11H157ZM169 9H172V10H169ZM182 9H184L183 11H182ZM185 9H186V11H185ZM199 9V10H198ZM205 9V10H204ZM208 9H209V11H208ZM211 9H213L214 10V13H212L213 11L211 10ZM226 9V10H225ZM259 9V10H258ZM124 10H125V12H124ZM132 10H134V13L136 14V16H135V14L133 13V11ZM151 10V11H150ZM177 10H178V12H177ZM207 10V11H206ZM210 10H211V13H209L210 12ZM234 10V11H233ZM122 11V12H121ZM158 13H156V12ZM171 11V12H170ZM173 11V12H172ZM181 11H182V13H181ZM188 11V12H187ZM198 11V12H197ZM206 11V12H205ZM224 11V12H223ZM230 11V12H229ZM233 11V12H232ZM237 11V12H236ZM124 12V13H123ZM149 14H148V13ZM153 12H155V13H153ZM184 12V13H183ZM193 12H194V14H193ZM196 12V13H195ZM207 13V14H205V13ZM229 12V13H228ZM122 15H121V14ZM162 13H164L165 15H163V16H165V17H163V19H162V17H161V19H160V17L159 16H161L162 15ZM170 13L172 14V15H170ZM175 13V14H174ZM180 13H181V15H180ZM204 13V14H203ZM114 14V15H115ZM156 16H158V19H157V17H155V15ZM174 14V15H173ZM179 14V15H178ZM183 14H188V15H183ZM190 14V15H189ZM197 14V15H196ZM212 14V17L211 16H209V15H211ZM215 14V15H214ZM233 14V15H234ZM127 17H126V16ZM140 15V16H139ZM153 15H154V17H153ZM170 15V16H169ZM177 15V16H176ZM224 16V17H220V18H222L221 20L220 19H218L219 17L218 16ZM135 16V17H134ZM172 16V17H171ZM179 16H180V18H179ZM188 16V17H187ZM203 16V17H202ZM205 16H207L208 18H209V20H208V18H206ZM227 16V17H226ZM107 17V16H106ZM139 17H140V19H139ZM143 17H144V19H145V21H144V19H143ZM148 17V18H147ZM153 17V18H152ZM170 17V18H169ZM175 18V20H174V18ZM178 17V18H177ZM181 17H184V18H181ZM188 18V19H185V18ZM200 17H202V18H200ZM206 19H205V18ZM217 17V18H216ZM134 18V19H133ZM142 18V19H141ZM146 18H147V20L148 21H150V22H148L147 20H146ZM151 18V19H150ZM200 18V19H199ZM215 18V21H213L212 19H214ZM248 18V17H247ZM1 19V18H0ZM6 18H4V20H2V21H6L5 20ZM107 19V18H106ZM124 19V20H123ZM164 19H165V21H164ZM173 20V21H171V20ZM182 19H183V21H182ZM190 19V20H189ZM202 19V20H201ZM211 19V20H210ZM161 20V21H160ZM186 20H188L189 21V23L186 21ZM217 20L218 21H221V22H217ZM251 20V21H250ZM2 21H0L1 22V25H3V26H6L4 23L2 24ZM155 23L156 22V24H153V22ZM158 21V22H157ZM165 22V23H163V22ZM174 21L176 22L177 21V23L176 24H178L179 22H181V23H179L180 25H177V27L175 26V23H174ZM184 21H186L187 23H188V25H187V23L186 22H184ZM210 21H213V23H211ZM242 21V22H241ZM249 21V22H248ZM120 22V21H119ZM120 22V23H121ZM152 22V23H151ZM173 22V23H172ZM204 22H206V23H204ZM210 22V23H209ZM244 22V23H243ZM144 23H147V24H144ZM170 23V24H169ZM208 23L210 24V25H208ZM217 23L219 24L218 26H217ZM261 23V22H260ZM127 24V26L128 27H130L131 25L130 24H128V23H126ZM139 24V25H140ZM186 26H185V25ZM204 24H207V25H205L204 26ZM232 26H231V25ZM235 24H234V26H235ZM0 25V26H1ZM130 25V26H129ZM155 25V26H154ZM165 25V26H164ZM212 25V26H211ZM214 25H216L215 27H214ZM244 25V26H243ZM149 26H151V27H149ZM160 26V27H159ZM161 26H163V28L161 27ZM166 26H168L169 27V29H170V27H172L174 30H172V29H167L168 27H166ZM209 26V27H208ZM226 29H222L223 27ZM242 26V27H241ZM14 28H15V30L16 31H18V29H16V28H18V27H15V26H13ZM154 27V28H153ZM179 27H182L183 29H180ZM205 27L206 28H208V29H205ZM211 27V28H210ZM213 27V28H212ZM262 27H264V26H262ZM1 28V27H0ZM6 28V31L8 30L7 29V26L6 27H4V29ZM9 28V27H8ZM11 28V27H10ZM9 28V32H11V34L12 33H14V34H16L15 36L12 34V36H10V33L9 34H7L6 32H4V34H6V35H8L7 37H15V39L13 38V44H16L15 46H13V44H10V49H8V51H10V50H12V46H13V48L14 47H16L17 45H19V46H22V48L20 47L19 48V46H18V48L16 47V48H14L13 49V51H11L10 53L12 54H10L11 56H14V57H12L13 59H16V57H18V58H20V57H22L23 56V54H24V56L22 57V58H20V59H23V58H28V57H31V56H34L36 59H37V63H38V67L40 68V67H43L42 69H45V70H43V71H46V69H48L47 70V74H46V72H44V73H42V70L41 71H39V70H36V68L35 69H33V67H32V69L30 70V69H28V68H26V69H23V71H20V70H17V71H20V72H24V73H26V74H23V73H21V74H23V76L24 75H30L31 73H29L28 72V70L29 71H31L32 72V74L30 75V78H42L43 77V75L45 76V78H54V76L57 74H55L53 71H55L56 72V70L57 69H53L54 67L56 68V66H57V68H58V70L61 72V73H59L58 72V70H57V72L59 73V75L60 74H62L63 75V73L64 72H67L66 70H70L71 68H69V67H72V65H75L77 68H76V70H79L78 72H80V73H82V69L84 70V69H86L88 72H90V73H88L86 70L85 71H83V72H85V73H88V75H86L87 77L86 78H96L97 77V75H94V70H93V68L94 69H96L95 68V63L93 62V64H92V61H91V58H89V56H90V54L91 53H89V56H86V55H88V50H90V48H87V47H84V46H82L81 47V49L82 48H84V49H82L83 50V52L81 53V54H84L83 56L85 57H77L76 59H75V55H72L71 56V54H73V51L72 50H70V49H72L71 47H70V49H68V47H69V44H71V42H69V41H63V37L65 36V35H55V34H52V33H49V34H47L48 32H45V34H40V36L38 37V32H36L37 33V35L36 34H34V31H36V30H32L33 32L30 34V30L28 31L29 33L27 34V32H23L22 30H19L20 32H13V31H10L11 29ZM131 29H132V27H130ZM157 30H156V29ZM159 28V29H158ZM165 28L167 29V30H165ZM175 28H177L176 30H175ZM188 28V32H187V29ZM205 30H204V29ZM233 28V30H230L231 32H229L228 33V31H227V29H232ZM1 29H3V27L1 28ZM133 29H134V32H138L139 31V27H138V31H135L136 29H137V27L135 26V28L133 27ZM161 29V30H160ZM164 29V30H163ZM180 29V30H179ZM203 29V30H202ZM215 29V30H214ZM216 29H218V30H221V31H218L217 30V32H215L216 31ZM262 29H264V28H262ZM12 30H14V29H12ZM156 30V31H155ZM168 30H169V32H168ZM179 32H178V31ZM208 30V31H207ZM212 30H214V31H212ZM226 32H225V31ZM260 30V32L262 33V31H264V30H262L261 31V29H259ZM4 31V30H3ZM22 31V32H21ZM27 31V30H26ZM161 31V32H160ZM164 33H163V32ZM165 31H167V32H165ZM174 31H176V32H174ZM185 31V32H184ZM191 33H190V32ZM206 31V32H205ZM223 31H224V34H223ZM0 32L1 33H3L1 30H0ZM173 32V33H172ZM186 32H187V34H186ZM214 32V33H213ZM39 33H43V32H40L39 31ZM158 33V34H157ZM211 33V34H210ZM217 35H216V34ZM228 34L227 36H226V34ZM177 34V35H176ZM180 34H182V35H180ZM194 34V35H193ZM213 34V35H212ZM243 34V35H242ZM251 34H253L252 35V37H251ZM1 35V34H0ZM18 35V38H19V35L21 36V39L19 38L18 39V41L20 40V42H18L17 41V38H16V36ZM25 37H24V36ZM30 35V36H29ZM49 35V36H48ZM51 35V36H50ZM157 35H159V36H157ZM168 35V36H167ZM190 35H193L194 36V38H193V36H190ZM196 35V36H195ZM198 35V36H197ZM206 35H207V38H209V39H207L206 38ZM211 35V36H210ZM3 36H5V35H3ZM31 36H34V37H36V38H34V37H31ZM47 38H46V37ZM57 36V37H56ZM59 36H61L62 38H60ZM156 37V39H155V37ZM169 36H170V38H171V36H174V37H172V39H170L169 38ZM200 36V37H199ZM202 36H204L203 37V41L202 42H198V40L200 41V39L202 40ZM219 36V37H218ZM233 36V37H234ZM1 37H2V35H1ZM22 37H23V39H22ZM31 38V39H35V41H34V39L31 41V39H29L28 40V38ZM45 37V38H44ZM51 39H50V38ZM154 37V38H153ZM159 37V38H158ZM161 37V38H160ZM165 37H166V40H165ZM181 37V39H179ZM184 37L185 38H187V39H184ZM189 37H191V39L189 40L188 38ZM221 37V39H219ZM223 37H224V39H223ZM227 37V38H226ZM228 37H230V38H228ZM26 38V39H25ZM52 38H55V39H52ZM57 38L59 39V40H57ZM163 38V39H162ZM174 38H176V40L174 39ZM215 38H218V39H215ZM1 39V38H0ZM6 40H7V42L9 41V42H11L12 43V40H11V38L10 39H7V38H5ZM39 39V40H38ZM44 41L43 43L45 44L46 42V44H45V46L44 45H41V41L42 40ZM65 39H67V37H65ZM119 39H121V37H119ZM122 39H124V41H125V38L124 37H122ZM152 39H150V40H152ZM159 39V40H158ZM161 39H162V41H161ZM170 39V40H169ZM183 39V40H182ZM214 39V40H213ZM227 39L229 40L228 42H227ZM4 39H2V41L1 42H3L4 44L3 45H1V47H0V60H3V58L5 57H3L2 56V50L3 51H6L7 53H5L6 54V58L8 59V51H7V49L5 50V48H3L2 50H1V48L2 47H5L4 45H5V42L3 41ZM5 40V41H6ZM11 40V41H10ZM14 40H16V41H14ZM28 40V41H27ZM53 40L54 41H56V43L55 42H53ZM61 40V41H60ZM153 40V41H154ZM182 42H181V41ZM189 40V41H188ZM206 40V41H205ZM216 40V41H215ZM250 40V41H249ZM25 41V42H24ZM31 41V42H30ZM53 43H52V42ZM59 41V42H58ZM170 41V42H169ZM173 41L174 42H176V43H173ZM187 42V43H184V42ZM193 41H195V42H198L197 44L199 45H195L196 43L195 42H193ZM0 42V43H1ZM6 42V43H7ZM15 42V43H14ZM26 42H28V43H31V44H28V43H26ZM34 42V43H33ZM35 42H38V44L36 43L35 44ZM39 42H41V43H39ZM60 42H63L64 44H65V46H63V45H58V43H60ZM168 42V43H167ZM219 42V43H218ZM222 42V43H221ZM226 42V43H225ZM230 42V43H229ZM251 42V43H250ZM18 43V44H17ZM21 43H24L23 45L21 44ZM33 43V44H32ZM48 43H49V45L53 48H51L50 49V47H48ZM63 43H61V44H63ZM67 43V44H66ZM69 43V44H68ZM178 43H180V45L178 44ZM184 43V44H183ZM201 43V44H200ZM207 43V44H206ZM211 44V46H210V44ZM224 43V44H223ZM239 43V44H238ZM9 43H7L6 44V46H9L8 45ZM35 44V45H34ZM40 44V45H39ZM53 44H56V46H57V48H58V46H62V47H67V49H65V53L67 52V54H64L63 52H62V50L64 51V48H62V50H61V47H59L58 48V51L57 52H55L56 50H57V48L54 46L53 47ZM120 43H118V45H119ZM149 44V43H148ZM176 44V45H175ZM183 44V45H182ZM192 44V45H191ZM203 44H204V46H203ZM209 44V45H208ZM218 44V45H217ZM227 44V45H226ZM234 44V45H233ZM25 45H28V46H25ZM34 45V46H33ZM46 45H47V50L45 51V47H46ZM72 46H73V44H71ZM95 45H97V44H95ZM94 45V47H96ZM121 46H124L125 44H120ZM189 45H191V46H189ZM201 45V46H200ZM205 45H206V47H205ZM212 45H213V47H212ZM250 45V46H249ZM255 47H253V46ZM38 48H36V47ZM172 46V47H171ZM173 46H176V47H178V46H180V47H178V49L177 48H175V47H173ZM182 46V47H181ZM209 46V47H208ZM216 46V47H215ZM219 46H221V47H219ZM223 46V47H222ZM227 46V47H226ZM231 48H230V47ZM234 46L236 47V48H234ZM24 47H26L27 49L25 50V48ZM33 49H32V48ZM35 47V48H34ZM44 47V48H43ZM92 47H93V45H92ZM93 47V48H94ZM199 47V48H198ZM201 47H202V49H201ZM204 47V48H203ZM207 47H208V49H207ZM225 47H226V49H225ZM245 47V48H244ZM249 47V48H248ZM253 47V48H252ZM262 47H264V44H262ZM29 48H30V50H29ZM43 48V50H42V53L39 51V49H42ZM50 49V51H49V49ZM159 48V47H158ZM198 48V49H197ZM221 48H223V49H221ZM233 48V49H232ZM248 48V49H247ZM17 49V51H21V53H22V55L20 54V51H19V54L17 53H13L15 50ZM32 49V50H31ZM34 49H36L35 51H33ZM92 49V48H91ZM201 49V50H200ZM29 50V51H28ZM61 52H60V51ZM69 52H68V51ZM168 50V49H167ZM167 50H166V53H169V52H167ZM174 50V51H173ZM177 50H179V51H177ZM229 50V51H228ZM233 50V51H232ZM237 50V51H236ZM246 50V51H245ZM249 50V51H248ZM261 51H262V49H260ZM23 51V52H22ZM32 51V52H31ZM43 51H45V52H49L50 54H48V53H45V54H43L44 52ZM72 51V52H71ZM84 51H86V52H84ZM155 51V54L153 55V53H151L152 54V56H154L155 58H158L157 60H159L161 63H163L164 61V63H168L167 65L166 64H164L165 66H168L169 67V69H167V70H171L170 71V73H167V72H169V71H167V70H165L164 68L163 69H161L162 71L160 72V74L163 72V70H165V71H167V72H163L162 74H164L165 73V75L166 74H168L167 76H169V77H171L172 76V78L175 76L174 74H178V71H180V73L177 75L176 74V78H183L182 76V67H180L178 64H176V61H174V59H173V61H171L172 59L170 58V60H168L167 59V56L169 55V54H166V53H162V54H160V53H158V55H156V52ZM214 51H216V52H214ZM243 51V52H242ZM24 52H27L26 54H31L30 56H28V55H26ZM52 52H54V53H52ZM89 52H91V50L89 51ZM95 52H97V51H95L94 49L92 50V53H94L95 54ZM171 52V53H172ZM202 52V53H201ZM224 52V53H223ZM4 53H3V55H4ZM55 53H58V54H55ZM71 53V54H70ZM171 53H170V55H171ZM175 53H173V54H175ZM199 53V54H198ZM208 53H210V55L208 54ZM233 53V54H232ZM14 54H16V56L14 55ZM32 54H34V55H32ZM42 54V55H41ZM60 54H63L62 55V58H59V57H57V56H60ZM69 54H70V56H69ZM86 54V55H85ZM160 54V55H159ZM172 54V57H175L174 55ZM206 54V55H205ZM208 54V55H207ZM217 54H218V56H217ZM223 54H224V57H223ZM19 55V56H18ZM44 55V56H43ZM56 55V56H55ZM64 55H67V56H64ZM92 55V54H91ZM156 55V56H155ZM169 55V56H170ZM179 55H177V56H179ZM183 55H186V54H183ZM192 55H194V54H192ZM194 55V56H195ZM212 55V56H211ZM226 55V56H225ZM228 55V56H227ZM11 56H9V57H11ZM46 56V57H45ZM162 56V57H161ZM163 56L166 58H163ZM187 56V55H186ZM190 56V54H188V57ZM209 56V57H208ZM44 57V58H43ZM56 57H57V59H56ZM61 57V56H60ZM73 57H74V59H73ZM86 57H87V59H86ZM171 57V56H170ZM210 57H212V58H210ZM230 57V58H229ZM245 57H247V58H245ZM249 57H250V59H249ZM254 57V58H253ZM262 57V58H261ZM51 59V60H49V59ZM66 58V59H65ZM80 60H79V59ZM84 58V59H83ZM163 58V59H162ZM169 58V57H168ZM176 58H178V57H176ZM180 58V57H179ZM190 58H193V59H191V61H193V62H195L196 63V58H194V57H190ZM199 58H198V62H200V60H199ZM5 59V58H4ZM6 59V60H7ZM30 59V58H29ZM55 59V60H54ZM60 59H62V60H60ZM68 59H70V60H68ZM86 59V60H85ZM90 59V60H89ZM161 59L163 60V61H161ZM211 59V60H210ZM261 59V60H260ZM57 60L60 62H57ZM73 60H76L75 62H79V63H75V62H73ZM78 60V61H77ZM82 60H84V61H82ZM215 60V61H214ZM225 60V61H224ZM227 60V61H226ZM231 60H232V62H231ZM234 60V61H233ZM251 60H253V61H251ZM256 60V61H255ZM260 60V61H259ZM4 61V60H3ZM46 61H48V62H46ZM54 61H56V63H59V64H61V65H57ZM68 61H70V62H68ZM81 61V62H80ZM87 62V63H84V62ZM89 61V62H88ZM91 61V62H90ZM236 61V62H235ZM249 61V62H248ZM52 62H53V64H52ZM83 62V63H82ZM171 62L173 63V65H175V66H172V65H170L171 64ZM175 62V63H174ZM209 62V63H208ZM252 62H253V65H252ZM255 62V63H254ZM50 63L54 66H52L51 65V67H52V71H51V73L53 74H51L50 72H49V68H48V65H50ZM62 63H64V65H62ZM70 64L71 66H67L66 64ZM201 63V62H200ZM199 63V64H200ZM215 63V64H214ZM225 63V64H224ZM244 63H247V64H244ZM258 63L260 64V65H258ZM56 64V65H55ZM79 64V65H78ZM83 64V65H82ZM88 64V65H87ZM194 64V63H193ZM198 64V63H197ZM202 64V63H201ZM208 66H207V65ZM241 64V65H240ZM85 65V66H84ZM94 66V67H92L91 68V66ZM233 65V66H232ZM245 65V66H244ZM252 65V66H251ZM1 66V65H0ZM75 66H74V70H75ZM87 66H90V68L89 67H87ZM170 66H172V68L174 69V70H172V69H170ZM181 68V70H180V68ZM216 68H215V67ZM238 66V67H237ZM256 66V67H255ZM261 66V67H260ZM63 67V68H62ZM65 67V68H64ZM78 67H80L79 69H78ZM177 67V68H176ZM246 67V68H245ZM261 69H260V68ZM0 68H2V70H0V73H1V71H5V69H3V67H0ZM38 68V69H39ZM69 68V69H68ZM222 68V69H221ZM28 69V70H27ZM91 69V70H90ZM230 69V70H229ZM240 69H241V71H240ZM245 69V70H244ZM27 70V71H26ZM34 70H36V71H34ZM72 70H73V68H72ZM72 70H70V71H72ZM176 70V71H175ZM205 70V69H204ZM248 70H250V71H248ZM258 70V71H257ZM38 71V72H37ZM63 71V72H62ZM150 71V74L148 73ZM176 72V73H171V72ZM205 71V72H206ZM216 72V73H213V72ZM247 71H248V74H247ZM15 72V71H14ZM37 72V73H36ZM42 73V74H40V76H39V73ZM141 72H147L146 73V75H147V77H145V75H144V73L143 74H140V76H142V78H165V76L163 77V75H161L160 76V74L158 75V73H156L155 71V73L153 72V71H151V70H145V69H142L141 70ZM140 72V73H141ZM151 72H153V74L151 73ZM242 72V73H241ZM245 72H246V74H245ZM251 72V73H250ZM257 72V73H256ZM18 73V72H17ZM27 73H29V74H27ZM84 73V74H85ZM93 73V74H92ZM96 73V72H95ZM138 73V72H137ZM229 73V74H228ZM244 73V74H243ZM19 74V73H18ZM35 74V75H34ZM36 74H38V75H36ZM49 74H51V75H49ZM55 74V75H54ZM83 74V73H82ZM92 74V75H91ZM97 74V73H96ZM107 74V73H106ZM154 75V76H152V75ZM170 74H173V75H170ZM243 74V75H242ZM257 74V75H256ZM259 74H260V76H259ZM34 75V76H33ZM62 75H60V76H62ZM108 76L107 77H109L110 75H111V73H108L107 74ZM139 75V74H138ZM254 75V76H253ZM256 75V76H255ZM51 76V77H50ZM85 76V75H84ZM111 76H114V75H111ZM144 76V77H143ZM150 76V77H149ZM157 76V77H156ZM178 76V77H177ZM212 76V75H211ZM240 76V77H239ZM246 76V77H245ZM29 77V76H28ZM59 76L58 75H56V77L55 78H58ZM230 77V78H229ZM255 77V78H254ZM44 78V77H43ZM111 78V77H110ZM113 78H117V77H113ZM123 78V77H122ZM167 78V77H166ZM175 78V77H174ZM215 78V77H214ZM213 78V79H214ZM222 78V79H221ZM224 78V79H223ZM251 78V79H250ZM232 79V80H231ZM257 79V80H256ZM259 79V80H258ZM218 80H216V82H218ZM229 81V82H228ZM259 81V82H258ZM156 82V83H155ZM223 81H220V83H222ZM241 82V83H240ZM219 83V82H218ZM219 83V84H220ZM236 83V84H235ZM260 83V84H259ZM169 84H171V83H169ZM192 84H194V85H192ZM199 84V85H198ZM233 84H235V85H233ZM251 84V85H250ZM253 84V85H252ZM144 85V84H143ZM160 85V86H159ZM166 85V88L164 87V89L162 88L161 89V87H163V86H165ZM199 86L198 88L197 87H195V86ZM222 85V84H221ZM243 85V86H242ZM106 86H108L109 87V84H106ZM159 86V87H158ZM167 86H170L168 89H167ZM171 86H172V90H170V88H171ZM177 86H178V88H177ZM192 86H194V87H192ZM202 86V87H201ZM226 86V88H228V89H231V88H229V87H227ZM240 86V87H239ZM102 87H104V86H102ZM144 87V86H143ZM233 87H235V88H233ZM255 87V88H254ZM199 88H201V89H199ZM204 88H206L205 90H204ZM238 88V89H237ZM241 88V89H240ZM143 89V90H142ZM167 89V90H166ZM182 89V88H181ZM204 90V91H203ZM207 90V91H206ZM208 90L211 92V96H212V94H214L212 97H215V98H212L209 94H210V92H208ZM211 90H213V92L211 91ZM240 90V92H238ZM242 90V91H241ZM0 91H1V89H0ZM142 91V92H141ZM143 91L145 92V93H143ZM196 91V92H197ZM246 91V92H245ZM170 92V93H169ZM195 92V91H194ZM193 92V93H194ZM215 92V93H214ZM246 94H245V93ZM146 93H147V95H149V96H147V98H146V96H144V95H146ZM192 93V95H194ZM207 93H209V94H207ZM241 93V94H240ZM243 93V94H242ZM144 94V95H143ZM206 94V95H205ZM177 95H178V93H177ZM208 95L210 96V97H208ZM222 95H223V97H222ZM236 95H234L233 94V96H236ZM249 95V96H248ZM175 96V97H174ZM201 96H205L206 98V100L204 99V98H202V99H204V100H202L201 99ZM247 96V97H246ZM254 97V98H251V97ZM123 97L124 96H122V100L124 101V102H128L126 99H123ZM143 97H145L144 99H143ZM194 97H192V98H190V99H193L194 100ZM258 97V98H257ZM151 99V100H149V99ZM184 98V99H183ZM200 98V99H199ZM220 98V99H219ZM236 98V97H235ZM238 98H240V99H238ZM248 98H249V100H248ZM261 98V99H260ZM135 99H142L143 101L142 102H144L145 100V103H148L149 105H147V107L145 106V103H144V105H143V103H140L141 102V100H140V102L139 101H135ZM174 99H178V100H174ZM181 99V100H180ZM246 99V100H245ZM148 100V101H147ZM155 100V101H157V102H159V103H161V106L163 107V108H166V109H163L161 106H160V104L159 103H155V105H154V102L153 101ZM213 100V101H214ZM3 102V104L5 103L6 104V102H4V101H6L5 100V98L3 99V100H1V98H0V106L2 105V102ZM123 101H121L120 102V104H121V106L123 107V109H124V111H126L127 109L126 108H128L127 106H129L128 105V103H130V102H128L127 103V106L125 107V105L123 106L122 105V103H123ZM162 101V102H161ZM180 101V102H179ZM182 101H184L183 103H182ZM259 101V102H258ZM164 102V103H163ZM178 103V106H176L177 105V103ZM189 104H188V103ZM195 102V103H194ZM215 102H213L215 105H216V103ZM136 103H138V104H136ZM187 103V104H186ZM193 103V104H192ZM209 104H210V102H208ZM207 103V104H208ZM261 103V104H260ZM4 104V105H5ZM126 104V103H125ZM158 104H159V106H158ZM180 104V105H179ZM185 106H184V105ZM257 104V105H256ZM173 105H175L176 107H177V109L178 110H176V108H174L175 110H173V108H172V106ZM197 105H198V107H197ZM3 106V105H2ZM114 106V105H113ZM112 106V107H113ZM117 106V107H116ZM116 108H119L118 107V105L116 104ZM120 106V108L122 109V107ZM149 106V107H148ZM182 107V108H185V110L187 111V110H189V111H187V112H189L188 114H190V117H189V115L187 114V112L186 111H184L183 109H181L180 107ZM205 106V107H204ZM226 106V107H225ZM4 107V106H3ZM132 107L134 108V110L132 111ZM171 107V108H170ZM174 107V106H173ZM181 109H179V108ZM186 107H188V108H186ZM201 107V108H200ZM207 107V108H206ZM212 107H219V108H217V110H216V112H215V108L214 109H212ZM238 107V108H237ZM162 108V109H161ZM167 108H169V109H167ZM197 108V109H196ZM226 108L228 109V111L226 110ZM113 110L115 109V108H112ZM126 109V110H125ZM171 109H172V111H171ZM117 110V109H116ZM145 110V111H144ZM149 111L150 113L148 114V112L147 111ZM156 110V108H154L153 109V111H155ZM163 110V111H162ZM165 110V111H164ZM166 110H168V111H166ZM170 110V111H169ZM193 110V111H192ZM195 110V111H194ZM196 110H198V112H196ZM205 110V111H204ZM209 110V112H207ZM213 110H214V112H213ZM232 110V111H231ZM124 111H119V109H118V111H116V112H124ZM128 113H129V108H128ZM127 111H126V115H128V113H127ZM144 111V112H143ZM173 111H175V113L173 114L172 112ZM183 111H184V114H183ZM211 111H212V114H211ZM238 111V112H237ZM19 112H20V110H19ZM23 112V114L24 113H26V112H29V110L27 111H25V109H23V110H21V112L20 113H22ZM115 112V110H114V112L112 113V116H113V118H114V116L116 117L117 116V119L119 118H121L122 120H125L126 119V117L123 119L122 118V115H118V114H120V113H116ZM163 112H165V113H163ZM171 112V113H170ZM186 112V113H185ZM258 112V113H257ZM260 112V113H259ZM30 113V112H29ZM114 113H115V115H114ZM133 113H131V114H133ZM144 113H145V115L147 116V118L149 117V115L152 113V115H153V113H154V115L152 116L151 115V117H154V116H158V117H154V118H146V116L144 115ZM192 113H194V114H192ZM196 113V114H195ZM204 113V114H203ZM214 113H215V115H214ZM234 113V114H233ZM237 113V114H236ZM117 114V115H116ZM121 114H124L123 116H126L125 115V112L124 113H121ZM130 113H129V115L127 116V119L129 118V117H131V118H129L130 120H125L124 121V124L125 125H127V124H130L129 126H131L132 128H134V129H136L137 127H136V123L135 124H132V122L134 123V121H135V115H131ZM167 114V113H166ZM185 114H187V115H185ZM192 114V115H191ZM225 114V118H228V120L226 121V122H228L229 120H231L232 118H236V120H237V122H235L233 119V121L232 122H235V123H237V126H234V123H230L229 122V125L228 124H226V122L224 121V120H226V119H224L223 118V115ZM229 114V115H228ZM183 115H185L184 117L186 118H184L183 119ZM196 115V116H195ZM203 115V116H202ZM228 115V116H227ZM244 115V116H243ZM260 117H259V116ZM119 116V117H118ZM168 116H173L172 118L170 117H168ZM191 116H192V118H191ZM241 117V119H240V117ZM134 117V118H133ZM142 117V118H141ZM190 118L191 119V121H194V122H191L190 121V119H187V118ZM198 117H199V119H198ZM231 119H230V118ZM245 117V118H244ZM144 118V119H143ZM145 118H146V120H145ZM162 118H159V120L160 119H162ZM169 118V119H168ZM195 118V119H194ZM208 118V119H207ZM212 118H214V119H212ZM261 118V119H260ZM115 119V118H114ZM118 119V120H119ZM139 119V118H138ZM167 119V120H166ZM197 119H198V121H197ZM207 119V120H206ZM224 119V120H223ZM243 119V120H242ZM245 119V120H244ZM132 120V122L130 123V121ZM142 120H144L145 122L143 123V121ZM184 120H189L188 121V123H186V125H190V124H192V125H190V126H196V128L198 129V131H199V129H200V133H197V132H195V131H193V130H191L190 128L191 127H189V125L188 126H186V125H184L183 123H184ZM204 120V122H202ZM210 120V121H209ZM259 120V121H258ZM262 120V121H261ZM121 121V120H120ZM129 121V123H127V122ZM148 121V122H147ZM197 121V122H196ZM224 121V122H223ZM121 122H123V121H121ZM142 122V123H141ZM146 122L148 123V125L150 126V125H152L151 127V129L149 128V126L146 124ZM183 122V123H182ZM210 122V125L208 124ZM211 122H213V123H211ZM245 122V123H244ZM259 122V123H258ZM150 123V124H149ZM195 123H197V124H195ZM203 126V128L205 129V127H207L206 129H207V131H206V129L205 130H202V126H201V128H199L200 126V124ZM207 123V124H206ZM241 125H244V131H242L241 132V130H243V129H239V128H242V127H240L239 125L240 124ZM247 123H248V125H247ZM123 124V123H122ZM216 124V125H215ZM133 125H135V127L133 126ZM225 125H228L229 127H227V126H225ZM199 126V127H198ZM233 126H234V129L235 128H237V127H239V128H237V129H239L238 130V132H240L239 134H240V136L238 135V134H236V133H238V132H236V133H234L233 131H231V128H233ZM143 127V128H142ZM178 127V128H177ZM187 127V128H186ZM247 127H249V128H247ZM196 128H194L193 127V129H195L196 131H197V129ZM245 128H247L246 130H245ZM251 128V129H250ZM255 128H256V130H255ZM140 128H139V130H141ZM155 129V128H154ZM209 129V130H208ZM250 129V130H249ZM180 130V131H179ZM211 130V131H210ZM214 130H215V132H214ZM233 130V129H232ZM252 130V131H251ZM254 130V131H253ZM152 131V130H151ZM173 131L171 132L173 135H174V133H173ZM201 131H202V134H201ZM204 131V132H203ZM206 131V132H205ZM208 131H209V133H208ZM257 131V132H256ZM152 132H156L155 130L154 131H152ZM249 132V133H248ZM252 132V133H251ZM253 132H255V134L253 133ZM180 133H182V134H180ZM195 133H197V134H195ZM251 133V134H250ZM204 134L206 135V136H204ZM211 134V135H210ZM219 134V135H218ZM232 134V135H231ZM246 134H248L249 136L251 135V137H249L248 135H246ZM260 134V135H259ZM173 136L174 137V139H172V140H174V141H176V139H175V137L176 136ZM200 135H203V137H206V138H203L202 136H200ZM244 135H246L244 138L245 139H243V137L242 136H244ZM252 135H255V136H252ZM188 136H190V137H188ZM208 136V137H207ZM223 138H222V137ZM236 136V137H235ZM185 137V138H184ZM187 137H188V139H187ZM199 137V138H198ZM202 137V138H201ZM213 137V138H212ZM217 137V138H216ZM238 137H240V138H238ZM179 138V139H178ZM209 138V139H208ZM247 138V139H246ZM259 138H261V139H259ZM189 140L188 142H186L187 140ZM220 139V140H219ZM224 139V140H223ZM237 139V140H236ZM255 139V140H254ZM207 142H206V141ZM213 140H214V142L215 143H213ZM242 140H244L245 142H243ZM248 142H247V141ZM260 140H262V141H260ZM211 142V143H210ZM184 143V144H183ZM195 143V145L193 146V144ZM204 143H206V144H204ZM240 143H244V144H240ZM247 145H246V144ZM186 144H188V145H186ZM191 146H190V145ZM241 145V148H242V146H244L243 148H242V150L240 149L239 151L237 150V151H233L232 153H234V154H232L231 153V151L232 150H236L235 148L237 147V145ZM196 145H198L199 147H198V149H197V146ZM218 145V146H217ZM220 145V146H219ZM225 145H227V147L225 146ZM239 145V146H240ZM252 145V146H251ZM189 146V147H188ZM192 146H193V148L196 150H194L193 148H192ZM208 147V148H206V147ZM250 146V147H249ZM210 147V148H209ZM220 147V148H219ZM260 147V148H259ZM262 147V148H261ZM224 148V149H223ZM201 149V150H200ZM202 149H204V150H202ZM222 149V150H221ZM231 149V150H230ZM260 149H261V151H260ZM182 150V149H181ZM194 150V151H193ZM197 150H198V153H196L197 152ZM255 150V151H254ZM183 151V150H182ZM193 151V152H192ZM211 151V152H210ZM253 151H254V153H253ZM196 154H195V153ZM207 154H206V153ZM209 152H210V154H209ZM236 152V153H235ZM249 152V153H248ZM257 152V153H256ZM190 153H193V155L191 156V154ZM258 153H259V155H258ZM260 153H261V155H260ZM200 154H203L202 156L200 155ZM230 154H232V156H230ZM237 154H239V155H237ZM250 155V154H252V157H251V160H250V157H249V159H247V156L248 155ZM254 154H257V156L256 155H254ZM190 155V156H189ZM197 156V158L196 159H200V160H196L195 158L194 159H192L193 158V156ZM208 155H210V156H208ZM229 155V156H228ZM234 155V156H233ZM236 155L238 156V157H236ZM225 156V157H224ZM258 156H260V158L258 157ZM190 157V158H189ZM229 159H228V158ZM203 158V159H202ZM209 158V159H208ZM216 158H217V160H216ZM221 158H223V160L221 159ZM227 160H226V159ZM244 158H246V159H244ZM256 158V159H255ZM213 159V160H212ZM241 159V160H240ZM193 162H192V161ZM210 160V161H209ZM212 160V161H211ZM221 160L222 161H224V160H226L227 161V163L226 164H224L223 165V163L221 162ZM228 160H230V163H229V161ZM234 160L235 161H237V162H239V164H236V165H232V162L234 163ZM244 160H245V163H246V165H245V163H243L244 162ZM247 160V161H246ZM254 160V161H253ZM200 161V162H199ZM215 161V162H214ZM217 161V162H216ZM221 163H219V162ZM242 161V162H241ZM197 162H198V164H197ZM206 162V164H204ZM251 162H252V164H251ZM200 163H203V164H200ZM214 163V164H213ZM229 163V164H228ZM240 163H242L241 165H240ZM260 163V164H259ZM230 165L231 164V166H228V165ZM195 165V166H194ZM220 165V166H219ZM237 165H238V167H237ZM239 165H240V167H239ZM193 166V167H192ZM199 166H201V169H200V167ZM205 166H209V168L211 167V169H213V170H211V169H208V167H206V169H205ZM241 166H243V168L241 167ZM248 166V167H247ZM260 166V167H259ZM195 167V168H196ZM221 167V168H220ZM224 167L226 168V170L224 169ZM230 167V168H229ZM194 168V169H195ZM217 168V169H216ZM236 168V169H235ZM242 168V169H241ZM203 169V170H202ZM262 169V170H261ZM196 170V169H195ZM211 170V171H210ZM242 170V171H241ZM244 170H246V171H244ZM213 171V172H212ZM244 171V172H243ZM206 172V173H205ZM219 172V173H218ZM214 173V174H213ZM213 174V175H212ZM216 174H217V176H216ZM219 174V175H218ZM208 177V178H207ZM209 177H211V178H209ZM223 179V180H222ZM225 180V181H224ZM214 181V182H213ZM224 181V182H223ZM222 183V184H221ZM220 187H223V188H220ZM1 194L3 195V192L2 193H0V196H1ZM8 194H11V193H7V195ZM25 194H27V193H25ZM7 195H4L3 197H8ZM12 195V194H11ZM23 196H27V195H23ZM22 196V197H23ZM223 201H224V199L223 200H219V203H220V205H221V210H223V212H222V221L223 222H225L224 224H223V228H224V230L226 229L227 230V232H226V230H225V233L227 234L226 235V240H224L225 242L223 243V241H222V243L224 244V245H222L221 247H222V250H223V248H224V250L219 254V251H220V249H219V251H215L216 253H218V256L216 255V253H214V255H216L218 258H220L219 260H218V258H217V261H212V264H235V260H238L237 262H236V264H258L259 263V261H261V257H260V255H258V253H256V255L257 256H255L254 255V257H253V259L251 258V260H250V257L249 258H246V259H243L242 258V256L241 255H235V253H234V251H232V249H233V247H232V245H231V242H232V240L231 239H233L234 238V234H233V232H232V227L237 223V220H235V219H237L236 218V214H237V211H236V209L235 208H233L232 207V205H230V204H232L231 202V200H227V199H225V201H226V203H225V201H224V203H223ZM226 205L227 207L225 208V206H222V205ZM224 207V208H223ZM232 207V208H231ZM228 212V213H227ZM230 212V213H229ZM227 218V219H225V218ZM230 219V220H229ZM1 220V219H0ZM39 220V219H38ZM37 220V221H38ZM33 221V223H35V220H32ZM41 220H39V222H40ZM43 222V221H42ZM236 222V223H235ZM2 223V224H1ZM8 224L9 226H10V223H8V222H3L2 220H1V222H0V252L3 250V252H2V254L0 253V262H3V264H31L32 262H34V264H52V263H59L60 261H59V258H57L56 257V253H57V251L58 250H56V248H55V246H53V245H51V246H48L47 247V245L48 244H44V243H42V246H43V249L41 250V248L39 247V250L42 252H46V254L44 253V254H42V255H40L41 254V252H40V254L38 253V248H36V246L38 247L41 243H36V237L34 236L36 233H37V235H38V232H36V230L38 229V230H40L41 229V227L39 226V225H43V224H38L37 222L34 224V225H38L39 227H40V229L38 228V226H37V229L34 231H29L27 234L25 233L26 231H22V229H18L17 228V231L15 230L16 228L15 227H17V226H15V225H13V224H11V226H15L14 228H12V227H9L8 225H6V224ZM32 222H30V224H33ZM41 223V222H40ZM228 223V224H227ZM231 223V224H230ZM232 223H233V225H232ZM226 224H227V226H226ZM33 225V226H34ZM45 225V224H44ZM225 225V226H224ZM36 226H34V228L36 227ZM232 226V227H231ZM47 227V226H46ZM46 227H44V228H46ZM228 229H227V228ZM19 228H20V226H19ZM42 228H43V226H42ZM232 228V229H231ZM10 229V230H9ZM24 229V228H23ZM28 229V228H27ZM30 229V228H29ZM41 231H44V232H46L44 229H41L40 230V232ZM35 232V233H34ZM44 232H41V233H44ZM26 235V237H25V235ZM31 235H30V234ZM32 233H34L33 234V236L34 237H32V238H34V239H31V241H32V243L31 242H29L30 240H26V239H30L29 238V236L31 237L32 236ZM232 233V234H231ZM29 234V235H28ZM22 235H24L23 237H22ZM42 235V234H41ZM230 235V236H229ZM233 235V236H232ZM40 236V235H39ZM28 237V238H27ZM230 237V242H228V238ZM33 240H35V243H33ZM7 242V243H6ZM233 243V242H232ZM28 244V245H27ZM35 244H36V246H35ZM230 244V245H229ZM46 245V246H45ZM50 245V244H49ZM228 245V246H227ZM29 246V247H28ZM53 246V247H52ZM44 247H47V248H44ZM53 249H51V248ZM27 248V249H26ZM33 248L35 249V251H33ZM18 249V250H17ZM29 249H32V250H30L31 251V255H30V251H29ZM62 249H64V248H62ZM230 249V250H229ZM16 250V252L14 253L13 251H15ZM19 250H21V251H19ZM24 250V251H23ZM54 250H56V251H54ZM65 250H66V248H65ZM69 250V249H68ZM228 250V251H227ZM8 251V252H7ZM9 251H12L13 252V254L11 253V252H9ZM18 251V252H17ZM27 251H29V252H27ZM33 251V252H32ZM56 252V253H52V252ZM60 251V250H59ZM63 251V250H62ZM232 251V252H231ZM21 252V253H20ZM24 252H25V255H24ZM69 252V253H68ZM226 252V253H225ZM230 252V253H229ZM9 253V254H8ZM59 253V252H58ZM65 253H68L69 254V256H71L72 255V253H70V251H67L66 250V252L64 251V254ZM6 254H8V255H6ZM34 254H37L36 256H34ZM38 254L40 255V256H43V255H46V258H44L45 256H43V257H41V258H39V260L38 259H36L37 258V256H38ZM55 255L54 256V259H53V256L52 255ZM61 254H63L62 252H61ZM61 254H58V255H61ZM223 254H224V256H223ZM230 254H232V255H230ZM20 255V256H19ZM24 256L23 257V259H21V257L22 256ZM28 255H30V256H28ZM50 255V256H49ZM57 255V256H58ZM66 255V254H65ZM213 255V256H214ZM226 255V256H225ZM33 256V257H32ZM47 256H49V257H47ZM68 256V258H69V260L71 261V258ZM220 256V257H219ZM230 256H232V257H230ZM234 256V257H233ZM29 257H31V258H29ZM34 257H36V258H34ZM59 257V256H58ZM236 257H238V258H236ZM239 257H241L240 259H239ZM256 257V258H255ZM16 258V259H15ZM18 258V259H17ZM26 258H28V259H26ZM35 259V261H32V259ZM42 258H44V259H42ZM52 258V259H51ZM67 256H65V257H63V259L64 260H62V262H60L59 264H64V263H67ZM223 258V259H222ZM25 259V260H24ZM58 259V260H57ZM73 259H75V258H73ZM216 258L214 257V260H215ZM247 259H249V261L247 260ZM260 259V260H259ZM24 260V262H22ZM28 260V261H27ZM30 260V261H29ZM41 260H42V262H41ZM45 260V262L43 263V261ZM47 260H51V262L50 261H47ZM54 260L56 261V262H54ZM213 260V259H212ZM226 262H225V261ZM240 260H241V262H240ZM248 261V262H246V261ZM32 261V262H31ZM57 261H59V262H57ZM211 261V260H210ZM243 261V262H242ZM28 262H30V263H28ZM64 262V263H63ZM73 262H74V260H73ZM239 262V263H238ZM249 262H252V263H249ZM68 264H69V261H68ZM70 264H72V263H70ZM208 264H211L210 262L208 263Z\"/></svg>",
    "mask_w": 264,
    "mask_h": 264
},
{
    "label": "clouds",
    "instance_id": "3",
    "mask_svg": "<svg viewBox=\"0 0 264 264\" xmlns=\"http://www.w3.org/2000/svg\"><path fill=\"white\" fill-rule=\"evenodd\" d=\"M42 7L48 10L50 17L55 20L61 13L67 16L74 15L77 10L82 9L84 6L75 2L72 3H64V4H54V3H46L43 4ZM3 264V262H0Z\"/></svg>",
    "mask_w": 264,
    "mask_h": 264
}]
</instances>
